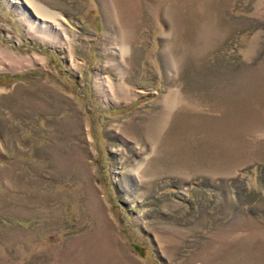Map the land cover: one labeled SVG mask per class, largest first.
<instances>
[{
  "label": "rangeland",
  "instance_id": "374dc122",
  "mask_svg": "<svg viewBox=\"0 0 264 264\" xmlns=\"http://www.w3.org/2000/svg\"><path fill=\"white\" fill-rule=\"evenodd\" d=\"M32 1L63 35L0 0V264H264V0Z\"/></svg>",
  "mask_w": 264,
  "mask_h": 264
},
{
  "label": "bare ground",
  "instance_id": "6f19581e",
  "mask_svg": "<svg viewBox=\"0 0 264 264\" xmlns=\"http://www.w3.org/2000/svg\"><path fill=\"white\" fill-rule=\"evenodd\" d=\"M2 2L20 18L31 34H35L42 41L52 40L56 45L61 42L60 35H63V29L57 21L55 22V14L32 0H2ZM105 83L110 85L109 81Z\"/></svg>",
  "mask_w": 264,
  "mask_h": 264
}]
</instances>
